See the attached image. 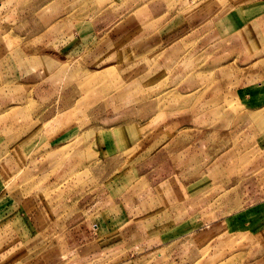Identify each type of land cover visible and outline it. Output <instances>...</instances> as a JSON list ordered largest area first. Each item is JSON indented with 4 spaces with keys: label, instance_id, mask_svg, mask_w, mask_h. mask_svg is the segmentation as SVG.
Instances as JSON below:
<instances>
[{
    "label": "rangeland",
    "instance_id": "1",
    "mask_svg": "<svg viewBox=\"0 0 264 264\" xmlns=\"http://www.w3.org/2000/svg\"><path fill=\"white\" fill-rule=\"evenodd\" d=\"M255 6L0 0V264H230L258 254L264 12ZM251 213L252 223L208 234Z\"/></svg>",
    "mask_w": 264,
    "mask_h": 264
},
{
    "label": "crops",
    "instance_id": "2",
    "mask_svg": "<svg viewBox=\"0 0 264 264\" xmlns=\"http://www.w3.org/2000/svg\"><path fill=\"white\" fill-rule=\"evenodd\" d=\"M223 1L230 8L229 13H231V14L234 11L239 10V9H244L245 12L258 10V8H254V7H257V6H255L257 4L262 5V6H260V7H262L260 9L264 12V0H223ZM196 13H199V11ZM229 13L224 14L225 18H228L231 15ZM179 15L181 16L182 13L179 12ZM180 20H181L182 26L187 24L186 19H184L183 17H181ZM197 24H199V22ZM253 91H256V90L252 89L250 92H248V96L252 97ZM237 216L238 215H233V216L231 215V217H226V218L221 219L220 221H216V222L212 223L213 225L209 228L210 230L208 231V234L209 233L212 234L211 237H213V236H215L221 232H225V231H223V229L228 228V224H230L231 222H234V221L238 224V223H248V222L252 223V221L254 220L252 213L244 216V219H246V220H244L245 222L240 220V219H242L241 217L237 218ZM256 218H258V217H256ZM233 219H235V220H233ZM262 223H264V222H262ZM263 226L264 225H261L260 229L254 231L251 235L252 241H253V243H254L257 251H258V254L253 252V250H251L250 252L246 251L240 255V258L237 262H235V263L230 262V264H259L258 261L259 260L262 261L264 259V231H263ZM217 232H219V233H217ZM243 254H244V259L241 258V256Z\"/></svg>",
    "mask_w": 264,
    "mask_h": 264
}]
</instances>
